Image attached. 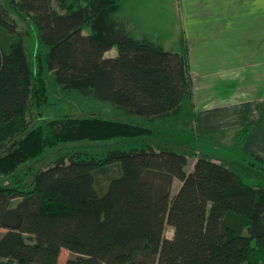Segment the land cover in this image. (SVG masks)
<instances>
[{"label":"trees","instance_id":"1","mask_svg":"<svg viewBox=\"0 0 264 264\" xmlns=\"http://www.w3.org/2000/svg\"><path fill=\"white\" fill-rule=\"evenodd\" d=\"M9 3L0 2V179L8 178L0 185V264H59L64 250L72 253L66 264H264V184H248L212 157L189 172L184 153L132 144L73 150L33 170L69 143L124 145L154 133L95 115L36 124L35 112L45 116L51 104L48 72L65 90L149 121L181 114L192 76L187 48L129 33L117 19L122 0ZM11 10L27 22L24 33ZM239 131L242 148L250 126Z\"/></svg>","mask_w":264,"mask_h":264},{"label":"rangeland","instance_id":"2","mask_svg":"<svg viewBox=\"0 0 264 264\" xmlns=\"http://www.w3.org/2000/svg\"><path fill=\"white\" fill-rule=\"evenodd\" d=\"M7 7H11L9 0H0ZM184 4L182 0H122V8L117 14V19L127 27L129 33L135 38H148L150 41L160 46L176 47L179 40V48L182 52L186 48V35L184 31L183 18ZM12 11V16L18 24V30L24 33L28 28L27 22L22 18L21 14ZM89 29L85 30L88 34ZM26 39L28 48H31V40ZM184 40V41H183ZM174 49V48H173ZM117 51H111L109 55L115 54ZM215 76L218 79L214 83L212 93L219 94L223 89L221 74ZM47 83L51 104L47 111V115L39 116L35 112V123H44L47 118H53L57 115L71 116H101L105 118H113L124 121H132L145 124L154 131L150 138H138L133 140H125V144L118 141L114 142H84L69 143L54 150L48 151L43 157L34 162L32 165L34 171L43 170L52 165L60 156L66 155L73 150H83L94 154L104 153L108 150L119 148L122 146L129 147L132 144L152 145L154 147H165L173 149L176 152L184 153L189 159L188 169H192L197 158L209 157L214 158L218 162L224 163L228 168L233 170L243 181L251 185L264 184V165L253 159L252 155H247L243 148H240L238 139L239 130L249 127L245 126L228 133L236 134L233 136H223L219 127L213 128L208 126L210 115L216 114L218 109L205 111L204 115H199V111L194 108L193 99V83L191 92L186 95L183 101V108L180 115L172 117L168 120L149 121L144 117L127 115L110 102H103L80 94L76 90H65L55 82L52 73H47ZM202 117L205 123L202 126L198 124L199 118ZM258 122H264V114L258 118ZM199 127V129L197 128ZM205 129H213L203 131ZM221 135V137H220ZM241 135V134H240ZM248 135V134H247ZM246 138V137H245ZM244 138V140H245ZM243 140V141H244ZM24 166L21 169L26 168ZM8 183V178L0 179V185ZM177 180L173 186V195L175 196L181 184ZM5 230L0 228V237ZM174 229L170 226L166 228V237L173 238ZM72 255L69 250H64L60 257L59 264H66L67 259ZM245 264V263H243Z\"/></svg>","mask_w":264,"mask_h":264},{"label":"crops","instance_id":"3","mask_svg":"<svg viewBox=\"0 0 264 264\" xmlns=\"http://www.w3.org/2000/svg\"><path fill=\"white\" fill-rule=\"evenodd\" d=\"M182 1L194 108L201 116L218 109L207 122L220 126L223 136L234 137L228 131L249 125L242 148L264 160V122H258L264 114V0ZM179 40L176 47H163L180 52ZM218 74L223 89L211 95Z\"/></svg>","mask_w":264,"mask_h":264}]
</instances>
